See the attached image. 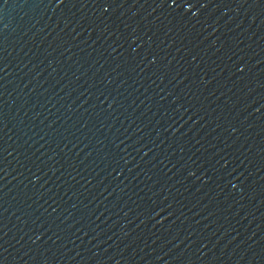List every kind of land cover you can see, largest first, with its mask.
<instances>
[{"label":"water","instance_id":"obj_1","mask_svg":"<svg viewBox=\"0 0 264 264\" xmlns=\"http://www.w3.org/2000/svg\"><path fill=\"white\" fill-rule=\"evenodd\" d=\"M0 264H264V0H0Z\"/></svg>","mask_w":264,"mask_h":264}]
</instances>
